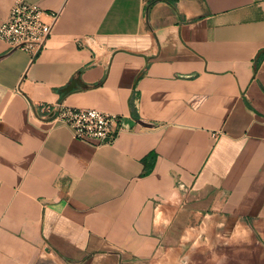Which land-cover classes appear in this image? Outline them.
<instances>
[{
	"label": "crops",
	"instance_id": "obj_1",
	"mask_svg": "<svg viewBox=\"0 0 264 264\" xmlns=\"http://www.w3.org/2000/svg\"><path fill=\"white\" fill-rule=\"evenodd\" d=\"M25 1L60 13L34 61L0 40V264H153L202 232L264 264V0ZM57 103L123 130L81 141Z\"/></svg>",
	"mask_w": 264,
	"mask_h": 264
},
{
	"label": "built area",
	"instance_id": "obj_2",
	"mask_svg": "<svg viewBox=\"0 0 264 264\" xmlns=\"http://www.w3.org/2000/svg\"><path fill=\"white\" fill-rule=\"evenodd\" d=\"M59 13L58 10L46 12L35 2L17 0L0 22V40L7 44L9 50L27 52L34 61L46 47ZM55 106L56 110L50 118L69 128L72 135L81 141L112 144L123 130L119 114L63 103ZM53 107L46 105L41 111L49 113Z\"/></svg>",
	"mask_w": 264,
	"mask_h": 264
},
{
	"label": "rangeland",
	"instance_id": "obj_3",
	"mask_svg": "<svg viewBox=\"0 0 264 264\" xmlns=\"http://www.w3.org/2000/svg\"><path fill=\"white\" fill-rule=\"evenodd\" d=\"M219 230V227H218ZM245 242L235 244L228 235H217L214 232L206 234L204 232L191 236L189 249H184L183 253L176 254L163 251L153 260V264H246ZM251 245V244H250ZM260 264V256L257 255Z\"/></svg>",
	"mask_w": 264,
	"mask_h": 264
},
{
	"label": "water",
	"instance_id": "obj_4",
	"mask_svg": "<svg viewBox=\"0 0 264 264\" xmlns=\"http://www.w3.org/2000/svg\"><path fill=\"white\" fill-rule=\"evenodd\" d=\"M73 88H75L72 84H70V85H68V86H66L65 88H63L62 90H61V92H62V94H65V93H67L68 91H70V90H72ZM55 110H56V106H54L53 108H52V110L45 116L46 118H50L53 114H54V112H55Z\"/></svg>",
	"mask_w": 264,
	"mask_h": 264
},
{
	"label": "trees",
	"instance_id": "obj_5",
	"mask_svg": "<svg viewBox=\"0 0 264 264\" xmlns=\"http://www.w3.org/2000/svg\"><path fill=\"white\" fill-rule=\"evenodd\" d=\"M260 58V55H259V57H258V59Z\"/></svg>",
	"mask_w": 264,
	"mask_h": 264
}]
</instances>
